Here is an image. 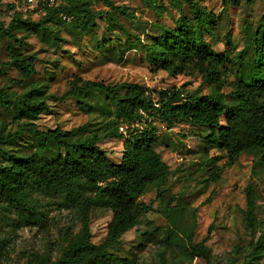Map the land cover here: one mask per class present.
I'll return each instance as SVG.
<instances>
[{
    "label": "rangeland",
    "instance_id": "1",
    "mask_svg": "<svg viewBox=\"0 0 264 264\" xmlns=\"http://www.w3.org/2000/svg\"><path fill=\"white\" fill-rule=\"evenodd\" d=\"M146 1L112 0L115 6H124L129 16L100 4L93 5L97 27L85 28L78 26L79 20L66 15L45 17L25 12L23 0H0V21L5 25L15 13L42 25L36 33H17L25 42L20 47L22 53L35 57L34 70L27 79L10 63L12 44L0 32V89L24 93L34 85L43 88L49 108L35 122L40 131L56 128L70 131L88 124L89 131L99 135L110 122H116V105L108 95L91 92L87 97L91 105L89 113L82 111L73 99L55 100L78 80L110 86L139 84L156 100L158 92L173 88L192 95L214 93L212 82L192 63L186 64L183 74L172 75L156 70L145 50L161 34L162 27L177 30L180 23H193L189 2L178 0V6H172L169 0H155L150 7ZM192 1L207 13L209 24L203 28V37L215 54L224 56L223 65L218 66L221 92L226 104L234 106L238 102L234 93L238 80L257 77L258 64L264 71V61H258L253 41L264 17V1L249 4L242 0L239 6L227 9L222 0ZM15 113L13 107L0 104V130L4 133L16 131L26 122L18 120ZM150 121L158 137L156 150L169 166L167 181L143 189L138 200L152 205L155 212L141 214L138 225L111 252L136 264H264V247L254 253L251 247V241L264 239V168L254 167L261 150L245 151L234 165L227 166L228 153L203 140L209 134L206 127L179 121L169 127L155 117H150ZM120 125L128 132L131 129L124 123H116ZM42 139L25 127L21 136L0 141V165L8 164L1 151L21 156L43 154ZM122 141L103 139L100 143L116 164L121 161ZM218 169L221 177L214 181ZM249 186L256 196L257 218L263 225L255 236L245 219ZM38 198L41 220L28 225L0 203V264H47L57 260L69 236L79 232L80 223L74 210L64 206L60 195ZM166 212L174 225L166 218ZM112 218L109 210L92 211L90 228L94 244L104 241ZM211 227L206 242L211 258L206 261L194 256L191 246L202 242Z\"/></svg>",
    "mask_w": 264,
    "mask_h": 264
},
{
    "label": "trees",
    "instance_id": "2",
    "mask_svg": "<svg viewBox=\"0 0 264 264\" xmlns=\"http://www.w3.org/2000/svg\"><path fill=\"white\" fill-rule=\"evenodd\" d=\"M154 1L146 2L152 7ZM187 1L192 7L193 23H180L177 30L162 27L161 34L145 46V50L156 70L172 75L183 74L186 64L192 63L214 85L212 94L192 95L184 93L181 88H173L158 92L156 100L139 84L110 86L78 80L55 100L73 99L82 111L89 113L91 105L87 97L91 92L101 91L108 95L116 105V122H110L105 132L99 135L90 132L88 124L70 131L60 128L40 131L35 122L49 108L43 88L34 85L24 93H8L0 89V104L13 107L16 118L26 121L14 132L0 130V141L21 136L25 127L43 137L40 141L43 154L21 156L1 151L8 164L0 165V203L13 211L20 222L28 225L41 220L39 196L60 195L64 206L74 210L80 223L79 232L69 236L61 256L47 264H136L111 250L120 246L124 235L138 225L141 214L155 212L152 205L138 200L143 189L167 181L169 166L156 150L158 137L150 117L169 127L178 121L206 127L209 134L203 140L228 153L227 166L234 165L245 151L259 149L262 155L254 167L264 168V71L258 64L257 77L239 79L234 92L238 102L228 106L221 92L222 81L218 73L224 56L215 54L203 37V28L209 24L207 13L192 0ZM246 1L253 4L256 0ZM241 2L222 0L224 9L239 6ZM169 3L178 6V0H169ZM99 4L122 16H129L124 6H115L112 0H67L42 15H66L79 20V27L96 28L97 13L92 12L91 7ZM41 28L40 22L25 19L19 13L14 14L8 25L0 21V32L12 44L10 63L23 79L32 74L35 57L22 53L20 47L25 42L17 33H36ZM253 41L258 61H264V17L258 23ZM119 122L131 128L127 134L119 131L116 126ZM103 139L123 140L119 164L111 161L101 148ZM220 177L218 169L213 180L218 181ZM246 205V223L255 236L263 225L257 218L258 204L250 186L246 190ZM96 208L113 214L106 238L99 245L92 242L90 228L91 213ZM165 216L174 225L168 212ZM211 229L202 242L191 246V253L206 261L211 258V251L206 246ZM251 247L253 253L258 251L264 247V239L259 238L255 243L251 241Z\"/></svg>",
    "mask_w": 264,
    "mask_h": 264
},
{
    "label": "built area",
    "instance_id": "3",
    "mask_svg": "<svg viewBox=\"0 0 264 264\" xmlns=\"http://www.w3.org/2000/svg\"><path fill=\"white\" fill-rule=\"evenodd\" d=\"M26 6L25 12H34L35 14H44L45 11L49 8L58 6L61 3L66 2L67 0H23ZM127 127V126H126ZM119 131L127 134L128 129H125L124 125L119 126Z\"/></svg>",
    "mask_w": 264,
    "mask_h": 264
},
{
    "label": "crops",
    "instance_id": "4",
    "mask_svg": "<svg viewBox=\"0 0 264 264\" xmlns=\"http://www.w3.org/2000/svg\"><path fill=\"white\" fill-rule=\"evenodd\" d=\"M122 146H123V144H122V142H121V149L123 148Z\"/></svg>",
    "mask_w": 264,
    "mask_h": 264
}]
</instances>
